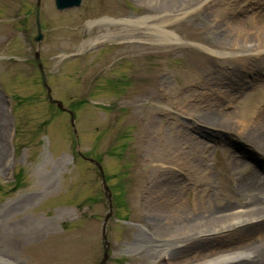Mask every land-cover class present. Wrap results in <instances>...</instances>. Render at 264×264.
<instances>
[{
  "label": "rangeland",
  "instance_id": "374dc122",
  "mask_svg": "<svg viewBox=\"0 0 264 264\" xmlns=\"http://www.w3.org/2000/svg\"><path fill=\"white\" fill-rule=\"evenodd\" d=\"M35 2L0 0V264L99 262L108 208L77 152L101 163L112 192L108 264L262 259L258 222L161 230L176 208L216 226L250 216L238 183L251 172L264 183V160L240 136L264 128V0H83L66 12L42 0L38 46ZM36 50L79 146L46 100Z\"/></svg>",
  "mask_w": 264,
  "mask_h": 264
},
{
  "label": "bare ground",
  "instance_id": "6f19581e",
  "mask_svg": "<svg viewBox=\"0 0 264 264\" xmlns=\"http://www.w3.org/2000/svg\"><path fill=\"white\" fill-rule=\"evenodd\" d=\"M208 120V119H206ZM207 127H213L211 126V123H204ZM202 126V125H197ZM247 132H245V135L240 136V139L248 145V147L254 149L256 152H258L262 159L264 160V128L259 127V124H253L251 127H248L246 124ZM245 127V128H246ZM217 128V127H215ZM239 138V137H238ZM260 164H262V169L264 170V161H262ZM239 163L235 160H231L229 162V166L227 168L231 171H234L239 167ZM239 193H242V195L247 197V200H252V202H249L250 205V216L247 218L246 222H237L233 223L232 225H219L216 226V222L213 215L204 214L199 210V212H196L195 219L197 220L194 222H187L182 219L181 213L178 212V208L175 209V211L170 214H168V225L167 228L162 229L161 233L164 234L167 232V235L164 236V238H187L192 237L194 235H197L199 231H202V229H205L206 231L209 230V232H221L222 230H226L229 228H235L240 227L244 225H251L253 222H258L257 224L261 225L264 224V208L261 207L260 204H256V199L261 200L264 203V183L261 182V179L256 176L255 173L251 172L247 175V177L242 178L240 182L238 183L237 188ZM249 197V198H248ZM250 219H255L249 222ZM218 223V222H217ZM202 228V229H201ZM245 229V228H244ZM242 229V230H244ZM241 230V231H242ZM171 256H168L166 258L167 261ZM247 261V264H264V256L260 260H258V256L255 257H245L244 259Z\"/></svg>",
  "mask_w": 264,
  "mask_h": 264
},
{
  "label": "water",
  "instance_id": "95a60500",
  "mask_svg": "<svg viewBox=\"0 0 264 264\" xmlns=\"http://www.w3.org/2000/svg\"><path fill=\"white\" fill-rule=\"evenodd\" d=\"M81 1L82 0H54V3H55V8L57 11H67V10L79 7L81 5ZM40 11H41V0H36L34 22L37 28V35L33 41L37 44H40V42L42 41V37H43L42 32H41V27H40ZM34 62L40 72L41 85L43 89L46 91V99L48 103L52 106H56L60 111L66 112L70 115V124H71V127L73 128V133L76 136V131L74 127L75 114L69 110H66L63 107L61 102L53 99L51 95V89L47 85V75L44 72V68L41 64L38 52L34 53ZM87 161L93 164L94 166H96L99 171L98 176L101 180V184L104 190V198L106 199L107 205H108V214L106 215L104 219V224L102 226V231H101L102 258L98 263V264H107L109 260V243L106 237V222L112 216L111 192L106 186L104 174H103L100 164L93 160H89V159Z\"/></svg>",
  "mask_w": 264,
  "mask_h": 264
}]
</instances>
